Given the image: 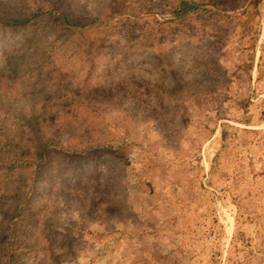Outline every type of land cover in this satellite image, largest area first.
<instances>
[{
    "label": "rangeland",
    "instance_id": "obj_1",
    "mask_svg": "<svg viewBox=\"0 0 264 264\" xmlns=\"http://www.w3.org/2000/svg\"><path fill=\"white\" fill-rule=\"evenodd\" d=\"M0 264H264V0H0Z\"/></svg>",
    "mask_w": 264,
    "mask_h": 264
},
{
    "label": "trees",
    "instance_id": "obj_2",
    "mask_svg": "<svg viewBox=\"0 0 264 264\" xmlns=\"http://www.w3.org/2000/svg\"><path fill=\"white\" fill-rule=\"evenodd\" d=\"M26 22H27V20H21V21H18L16 23H18V24H25Z\"/></svg>",
    "mask_w": 264,
    "mask_h": 264
}]
</instances>
